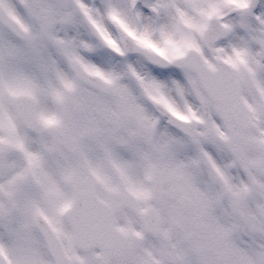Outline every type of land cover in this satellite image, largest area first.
<instances>
[{"label":"snow or ice","instance_id":"obj_1","mask_svg":"<svg viewBox=\"0 0 264 264\" xmlns=\"http://www.w3.org/2000/svg\"><path fill=\"white\" fill-rule=\"evenodd\" d=\"M0 264H264V0H0Z\"/></svg>","mask_w":264,"mask_h":264}]
</instances>
